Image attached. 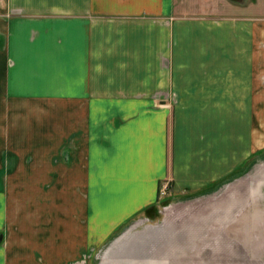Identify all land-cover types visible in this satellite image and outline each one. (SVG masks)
<instances>
[{
	"label": "crops",
	"instance_id": "crops-1",
	"mask_svg": "<svg viewBox=\"0 0 264 264\" xmlns=\"http://www.w3.org/2000/svg\"><path fill=\"white\" fill-rule=\"evenodd\" d=\"M184 1L0 0V264L95 258L264 151V15Z\"/></svg>",
	"mask_w": 264,
	"mask_h": 264
},
{
	"label": "rangeland",
	"instance_id": "rangeland-1",
	"mask_svg": "<svg viewBox=\"0 0 264 264\" xmlns=\"http://www.w3.org/2000/svg\"><path fill=\"white\" fill-rule=\"evenodd\" d=\"M188 7L199 8V11L190 12L189 14H230L237 11L238 14H257L264 15V0H185ZM184 1V2H185ZM233 2L237 8L231 9L227 4ZM182 9V7H180ZM180 10V9H179ZM187 13V12H186ZM235 13V12H234ZM239 170L227 173V175L219 179V187L214 191L215 194L189 195L188 191L174 194L170 191L171 186L165 194L162 193L163 186L160 189L159 203L149 206L140 213L131 217L123 226L116 229L106 238L104 242L97 245L95 258H90L86 255L85 258H80L79 264H169L183 263L189 257V251H175L170 248L169 259L168 251L164 255H159L163 252L167 244H172L173 235L169 234L172 229L179 231V240L176 244L192 243L197 246L202 244L197 240L194 233L204 234L209 225H217L220 223L226 224L231 218L245 207L249 202H256V209L264 206V151L258 152L246 159V162L238 167ZM219 191V192H218ZM251 195V197H250ZM254 198H257L254 200ZM218 207L216 210L213 208ZM213 214V216L211 214ZM240 214V213H239ZM256 214V213H255ZM210 217L209 221L203 222L201 219L205 216ZM219 215V216H218ZM242 214L238 215L239 219ZM264 219V210L259 213ZM244 218V222L250 221L251 218ZM205 218V217H204ZM207 219V220H208ZM241 219V218H240ZM240 219L238 221H240ZM252 227V226H251ZM183 229H186L187 234L185 240L183 237ZM222 230L218 233H209V241L222 246H226L232 250V242L238 239L242 241L239 234L236 237H227L222 235ZM217 237L212 240L213 236ZM193 236V237H192ZM99 237V236H98ZM115 240V241H114ZM114 242V243H113ZM236 244H239L237 242ZM109 246V247H108ZM233 248L230 254L223 253V258L219 260L224 264H253L247 263L242 256L241 251ZM174 252V257H173ZM196 253L192 252L191 257L194 258ZM158 256L154 258L150 256ZM211 253H202L201 259L211 258ZM150 257L152 260L146 259ZM85 259V260H84ZM145 260V261H144ZM144 262V263H143ZM200 263V262H198ZM193 264V262H191ZM203 264V263H200ZM223 264V263H221ZM256 264V263H255Z\"/></svg>",
	"mask_w": 264,
	"mask_h": 264
},
{
	"label": "water",
	"instance_id": "water-1",
	"mask_svg": "<svg viewBox=\"0 0 264 264\" xmlns=\"http://www.w3.org/2000/svg\"><path fill=\"white\" fill-rule=\"evenodd\" d=\"M257 198H254V200H256ZM264 210V206L263 209L259 208L256 209V202H247L245 204V207L235 215L234 218H231L228 223L223 224H217V225H209V228L207 229V231L204 234H198L194 233L193 237L195 238L194 240H197L199 242H202V244H198L197 247H202L199 251H192L195 254V256H193L194 258H192V262L193 264H221L224 262L219 260L218 258V254L219 257H224L223 253L226 254H230L231 251H233V248L237 247L236 250L237 251H241L242 256L244 257V260L247 261V263H253V264H264V236H262L261 234L257 235L255 234L254 229L252 231L251 225L249 224L250 221L244 222V218L248 217L251 215H256L260 212H262ZM242 214L241 216H239L240 221H238L239 219L237 218L238 215ZM256 213V214H255ZM219 216V215H218ZM210 217H203L201 220L203 222L205 221H209L210 219H208ZM208 219V220H207ZM186 229H183L181 231H183V237L180 239L185 240L187 238V234H189V236L191 235L190 232L186 233L185 231ZM219 230H222V235L227 236V237H232L233 236H237L235 234H239L238 236H240L242 241H239V239L236 242H232V245H230V247H232L231 249H228L226 246H222L220 244H216L213 241L212 242H208L209 241V233H218ZM256 230V229H255ZM257 230H261L262 232L264 231V227H260V229L258 228ZM261 232V233H262ZM182 232L176 233L173 236V241L171 242L172 244H176V242L179 240V237L181 235ZM217 237V235L213 236L211 239L214 240ZM3 239V234L0 233V243ZM178 239V240H177ZM191 240L189 239L187 241L190 242ZM237 242H239V244H236ZM186 242L183 244H176L177 248H181V251H187L188 248H184V246L187 244ZM190 247L193 248V242L189 243ZM196 246V245H195ZM180 251V250H179ZM203 252L207 253H211L212 256L209 259H199L200 254H202ZM196 261V262H195ZM200 262V263H198Z\"/></svg>",
	"mask_w": 264,
	"mask_h": 264
},
{
	"label": "bare ground",
	"instance_id": "bare-ground-1",
	"mask_svg": "<svg viewBox=\"0 0 264 264\" xmlns=\"http://www.w3.org/2000/svg\"><path fill=\"white\" fill-rule=\"evenodd\" d=\"M216 210V209H215ZM256 219L254 220V219H251L252 220V222H260V224L258 225V226H253L254 228V231L253 232H255V234H257V235H259V234H261L262 236H264V231L262 232L261 230H257L258 228L260 229V227H264V219L263 218H257V217H255ZM256 229V230H255ZM262 232V233H261ZM115 241V240H114ZM114 243V242H113ZM109 247V246H108Z\"/></svg>",
	"mask_w": 264,
	"mask_h": 264
},
{
	"label": "built area",
	"instance_id": "built-area-1",
	"mask_svg": "<svg viewBox=\"0 0 264 264\" xmlns=\"http://www.w3.org/2000/svg\"><path fill=\"white\" fill-rule=\"evenodd\" d=\"M170 187V182L169 181H166L164 186H163V190H162V193L165 194L168 190V188Z\"/></svg>",
	"mask_w": 264,
	"mask_h": 264
}]
</instances>
